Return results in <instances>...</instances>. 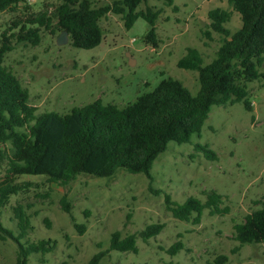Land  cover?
Instances as JSON below:
<instances>
[{
	"label": "rangeland",
	"instance_id": "rangeland-1",
	"mask_svg": "<svg viewBox=\"0 0 264 264\" xmlns=\"http://www.w3.org/2000/svg\"><path fill=\"white\" fill-rule=\"evenodd\" d=\"M90 1L94 7L112 2ZM60 3L24 0L14 11L0 12V36L16 32L9 31L14 22L43 12L50 16ZM146 6L160 13L156 47L145 42L149 26L141 18L126 29L120 16L107 14L99 22L103 40L90 50L71 46L68 36L66 44L58 45L62 32L52 19L48 27L39 28L37 45L14 44L4 66L28 91L37 114H65L96 100L122 108L169 77L196 95L198 73L178 68V60L194 48L203 65L210 63L223 36L211 30L208 12H230L224 27L231 33L241 26L239 14L228 0H147L137 10ZM258 71L264 73V56ZM247 89L250 111L241 102L212 106L199 134H192L188 143H168L150 177L123 170L111 178L80 175L66 183H52L45 176L14 177L13 183L23 189L0 209V224L17 233L13 209L21 205L31 226L27 242L49 241L51 252L31 254L28 264H86L108 250L115 232L121 238L136 236L137 253L109 251L99 264H214L220 256L227 257L223 264H264V243L240 246L233 230L264 205V81H253ZM199 144L214 151L215 160L195 151ZM3 149L0 145V154ZM6 163L0 159V182ZM212 190L222 196L223 213L211 215L205 209L199 224L177 220L166 210V194L177 203L188 197L204 202ZM62 200L71 215L63 210ZM155 223L164 225L162 232L144 242L139 232ZM75 225H84V231ZM177 241L184 248L174 256L167 254ZM0 264H16V244L9 238L0 240Z\"/></svg>",
	"mask_w": 264,
	"mask_h": 264
},
{
	"label": "trees",
	"instance_id": "trees-1",
	"mask_svg": "<svg viewBox=\"0 0 264 264\" xmlns=\"http://www.w3.org/2000/svg\"><path fill=\"white\" fill-rule=\"evenodd\" d=\"M23 1L0 0V12L14 11ZM146 1L112 0L108 5L94 7L90 0H61L50 16L47 12L29 16L23 23L12 24L9 31L17 29L16 32L1 34L0 145L4 149L0 159L5 158L7 163L6 174L0 182V209L23 189L13 183L16 176H45L52 183H66L80 175L111 178L123 170L150 177L154 161L168 143H188L192 134H199L212 106L241 102L247 111L251 110L247 85L264 81V73L258 71L264 56V0H228L241 20L240 28L233 33L224 27L230 12L221 9L208 12L211 30L223 36L215 58L203 65L199 51L188 48L177 62L178 68L198 73L196 95L181 81L169 77L161 80L153 91L122 108L96 100L65 114L36 113L28 91L4 66V57L13 45H37L39 28L48 27L55 19L59 30L67 32L71 46L94 49L103 40L99 22L111 13L122 18L126 29L138 18L143 19L149 26L144 40L156 47V22L160 13L148 6L138 11V6ZM7 146L10 154H6ZM194 150L207 160H215L216 154L207 145H196ZM61 202L63 210L71 215L65 200ZM164 202L173 218L193 224H199L205 209L211 215L223 213L222 196L213 190L206 194L204 202L188 197L183 203H177L167 194ZM13 215L17 233L0 224V240L9 238L16 244V264H28L31 254L51 252L49 241L27 242L31 226L21 205L14 207ZM75 227L79 232L85 228L84 225ZM163 228L160 223L147 225L139 237L147 242ZM233 230L234 240L240 246L264 243V205L248 214ZM183 248L182 242L177 241L166 253L174 256ZM109 251L136 254V236L121 238L120 232L113 233L108 250L96 253L86 264H99ZM226 261L227 257L220 256L214 264Z\"/></svg>",
	"mask_w": 264,
	"mask_h": 264
},
{
	"label": "water",
	"instance_id": "water-1",
	"mask_svg": "<svg viewBox=\"0 0 264 264\" xmlns=\"http://www.w3.org/2000/svg\"><path fill=\"white\" fill-rule=\"evenodd\" d=\"M67 36H68L67 32L63 31L61 33V35L59 36V38L57 39V44L58 45L66 44V42L68 41V37Z\"/></svg>",
	"mask_w": 264,
	"mask_h": 264
}]
</instances>
